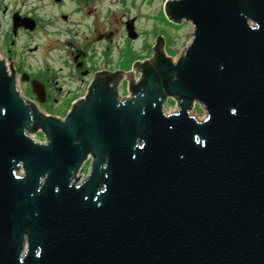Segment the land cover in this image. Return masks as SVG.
I'll return each instance as SVG.
<instances>
[{"label": "water", "instance_id": "obj_1", "mask_svg": "<svg viewBox=\"0 0 264 264\" xmlns=\"http://www.w3.org/2000/svg\"><path fill=\"white\" fill-rule=\"evenodd\" d=\"M163 10L192 25L183 51L161 41L130 96L99 80L64 118L0 59V264H264V0Z\"/></svg>", "mask_w": 264, "mask_h": 264}, {"label": "flooded vegetation", "instance_id": "obj_2", "mask_svg": "<svg viewBox=\"0 0 264 264\" xmlns=\"http://www.w3.org/2000/svg\"><path fill=\"white\" fill-rule=\"evenodd\" d=\"M26 1L0 0V59L21 95L44 115L64 118L99 80L114 87L118 99L130 96L128 87L141 80L140 65L154 47L162 41L166 51L156 31V0ZM141 19L150 21L147 29L138 27ZM36 34L38 42L18 48L17 38ZM90 162L89 156L80 179Z\"/></svg>", "mask_w": 264, "mask_h": 264}, {"label": "rangeland", "instance_id": "obj_3", "mask_svg": "<svg viewBox=\"0 0 264 264\" xmlns=\"http://www.w3.org/2000/svg\"><path fill=\"white\" fill-rule=\"evenodd\" d=\"M22 1H26V0H15L16 6H19L18 4ZM26 2H30V1L28 0ZM33 2L36 3V0ZM164 2L165 0H156V7H157V10L155 11V24L157 29L156 31L158 35H163V38H165L164 40H165L166 51H164V53L167 56L175 58L178 54H180L183 51L185 46L190 41L191 33H192V25L189 21L188 22L182 21L181 23H173L169 21L163 12L162 6ZM30 4L31 2L29 3V5ZM149 23L150 21L141 19L138 21L137 24L140 29H147L150 25ZM35 37L36 38L24 39L22 36H20L19 38H17L16 44L18 45V48H21L26 43L30 44L33 42H38V39L40 37H38L37 34ZM61 39L63 38L61 37ZM143 41L144 39L141 37L139 42L135 43V46L140 45ZM132 59L133 58L131 57L127 63L129 64ZM175 108L176 106L174 104V101L172 99H167L165 102L164 110L166 112H171L174 111ZM191 112H192L191 114L196 116L198 119H202L205 116L204 111L197 104L193 107V110ZM30 136L36 141L39 142L44 141V136L39 131L34 134H31ZM85 167L86 164L83 165V168L82 170H80V173L85 174L87 169V168L85 169Z\"/></svg>", "mask_w": 264, "mask_h": 264}, {"label": "bare ground", "instance_id": "obj_4", "mask_svg": "<svg viewBox=\"0 0 264 264\" xmlns=\"http://www.w3.org/2000/svg\"><path fill=\"white\" fill-rule=\"evenodd\" d=\"M192 113V112H191Z\"/></svg>", "mask_w": 264, "mask_h": 264}]
</instances>
